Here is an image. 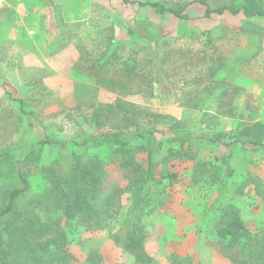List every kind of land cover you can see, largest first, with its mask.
<instances>
[{
  "label": "rangeland",
  "instance_id": "374dc122",
  "mask_svg": "<svg viewBox=\"0 0 264 264\" xmlns=\"http://www.w3.org/2000/svg\"><path fill=\"white\" fill-rule=\"evenodd\" d=\"M134 1L2 0L0 153L12 157L0 159V211L7 194L20 187L19 172L31 188L0 218V253L9 264H240L243 250L254 247L263 256L253 264H264V244L230 249L218 236L235 208L253 239L264 241V148L242 140L228 148L206 138L231 141L264 124V19L230 12L206 17L200 2L180 19L140 2L179 7L199 0ZM206 1L212 8L253 1L264 9V0ZM149 45L159 49L165 80V86L153 83L152 94L140 90L145 79L129 75L133 60L138 76L148 71ZM112 81L134 90L122 97L139 110L194 136L157 133L156 179L160 171L177 177L171 183L150 179L141 190V252L125 246L123 221L138 215L128 189L135 174L117 149L40 143L84 138L94 110L121 97L110 90ZM17 98L26 99L25 109ZM94 154L106 169L99 193L104 220L95 229L70 228L54 175H70L78 157ZM132 156L148 168L147 152L134 149ZM13 228L32 232L27 244L7 245L5 234Z\"/></svg>",
  "mask_w": 264,
  "mask_h": 264
},
{
  "label": "trees",
  "instance_id": "16d2710c",
  "mask_svg": "<svg viewBox=\"0 0 264 264\" xmlns=\"http://www.w3.org/2000/svg\"><path fill=\"white\" fill-rule=\"evenodd\" d=\"M122 1L127 4L135 3L134 0ZM195 2H200L206 6V17H210L214 13L222 15L226 12H230L233 15L242 13L247 18L258 17L264 19V9L256 6L253 1H250V3L226 4L218 8H212L206 0L189 1L179 7H167L159 2H140V4L152 7L160 14H171L180 19H188L189 15L186 13V9ZM129 33L133 34L134 31L129 30ZM153 42L150 44H153ZM149 49L151 53L148 59V71H146L143 76H138L135 73V66L133 65L135 61L133 60L129 70L131 73H129V75H131L132 79L135 78L139 80V77L140 80L145 79L144 82L146 84L140 90L152 94L153 83L158 82L165 86V80L160 65L159 49H153L151 45H149ZM154 75H156V77ZM96 77L99 83L103 79L101 76L99 77V74H96ZM114 85L115 86L110 90L121 97H125L128 92L134 93V90L128 89L123 84L117 86L114 83ZM135 92L138 91L136 90ZM121 97L117 98L114 103L102 104L94 110L93 128L81 140L74 139L67 142L47 137L46 139H40V143L49 146L59 145L61 148L76 144L79 146L96 145L106 149H117V152L121 154V162L135 174V176L130 178L128 189L132 194L131 204L136 208L138 215L132 219L126 218L123 221V225L126 227L125 246L129 251L141 252L143 251L145 238L144 233L141 231L139 232L142 228L140 212L143 211L140 206L142 200L141 190L150 179L159 182L167 178L171 183L177 177V174L170 171H160L158 173L159 179H156L157 174L153 161L154 149H158L156 142L157 133L165 134L167 131H171L175 135L185 133L187 136L185 138L187 139L194 136L188 129L181 130L178 126L175 127L171 125L168 121L164 120L162 115L150 113L148 109L143 111L139 110L141 107L140 105L127 101ZM17 100L23 109L28 105L24 98H17ZM28 113L31 117L34 115L32 110L28 111ZM250 129L252 133L248 136L242 132L243 134L237 135L239 137H234L231 141L222 139L223 135L206 138L211 142H222L228 148L237 140H242L243 144L250 143L258 148H264V124L262 122L254 123L251 125ZM134 149H137L138 152H147L149 163L147 169L134 160L132 156ZM11 153L10 151L1 152L0 159L10 157ZM126 156H128V158H126ZM105 173V163L102 158L94 154L88 158L78 157L70 175H54L55 188L60 193L61 200L64 204V214L70 228L76 223L86 225L90 229L100 227V223L104 220L102 216L104 208L103 204L100 203L99 193ZM18 176L20 187L11 190L7 194L8 202L5 209L0 211V218H5L12 214L15 211L16 203L21 195L28 192L31 188V183L23 172H19ZM3 232H1V234ZM29 233L32 232L28 229L18 230L17 228H13L9 233L5 234V238H7L6 243L10 247H13V245L18 246L19 244H27V241H29L28 237H30ZM218 236L228 241L230 249H235L237 243L248 244V242H250L254 246L264 244L262 237L256 236V238L253 239L254 236L246 226L239 210L235 208L231 210L227 224L219 228ZM241 255L244 256V259L240 260V264H253L256 259H262L263 256L262 253L255 250L254 247H251L249 250H243ZM0 264H9L6 253H0Z\"/></svg>",
  "mask_w": 264,
  "mask_h": 264
},
{
  "label": "built area",
  "instance_id": "2783aa9c",
  "mask_svg": "<svg viewBox=\"0 0 264 264\" xmlns=\"http://www.w3.org/2000/svg\"><path fill=\"white\" fill-rule=\"evenodd\" d=\"M0 4H2V0H0Z\"/></svg>",
  "mask_w": 264,
  "mask_h": 264
}]
</instances>
